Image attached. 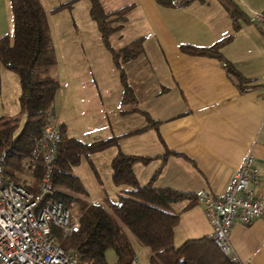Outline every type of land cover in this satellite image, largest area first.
<instances>
[{
    "label": "crops",
    "instance_id": "crops-1",
    "mask_svg": "<svg viewBox=\"0 0 264 264\" xmlns=\"http://www.w3.org/2000/svg\"><path fill=\"white\" fill-rule=\"evenodd\" d=\"M100 1L107 11L133 5L122 28L111 37L118 40L126 32L129 35L122 43L111 45L119 48L141 37L142 50L124 64L136 97L130 107L131 118H119L122 117L119 98L117 105L108 103L116 110L113 128L104 127L103 118L99 123L91 119L95 115H91L92 109L98 106V110H106L107 106L100 97L93 96L102 90L97 88L94 78L85 75L91 67L89 62L75 67L82 68V72L80 77L71 76L67 80L74 84L63 89L59 83L56 90L54 100L58 104L51 105L50 111L57 125H65L67 136L78 138L76 134L88 131L93 141L120 136L118 146L101 151L106 187L98 176L97 192L87 197L97 203L115 201L118 194L128 190L127 186L114 185L111 179L109 162L118 149L127 154L153 156L146 164L136 162L132 166L139 184L144 185L161 165L159 155L167 148L176 153L166 157L153 185L192 194L170 203L171 210L179 214L173 245L211 236L204 206L196 200V194L199 191L213 196L221 194L248 153L254 155L261 168L258 194L264 197V27L252 22L253 13L263 8L264 0H231L241 11L236 19L220 0H194L185 7H165L155 0ZM86 7L89 10V5ZM0 15L1 29L8 25L9 0H0ZM229 35L231 38L220 52L245 78L240 86L218 59L180 49L182 44L209 46ZM138 109L146 111L156 124L145 121ZM72 113L76 114L78 125L74 129L69 121ZM93 124L102 127L101 130L96 133ZM228 239L230 257L238 264H264V221L256 219L246 225L235 221ZM133 242L137 251H141L140 244Z\"/></svg>",
    "mask_w": 264,
    "mask_h": 264
},
{
    "label": "trees",
    "instance_id": "trees-1",
    "mask_svg": "<svg viewBox=\"0 0 264 264\" xmlns=\"http://www.w3.org/2000/svg\"><path fill=\"white\" fill-rule=\"evenodd\" d=\"M73 1L61 3L53 10L70 7ZM155 1L165 7H185L194 0ZM220 1L233 19L241 14L231 0ZM88 2L89 16L96 24L101 41L111 53L118 70L123 100L134 104L136 97L127 81L124 64L141 53L142 38L137 37L119 48H114L109 41V37L122 28L133 5L126 4L107 11L100 0ZM9 7L12 34L0 35V67L17 74L19 94L17 112L0 115V155L3 156L5 177L37 194L44 172L39 140L42 128L48 121L45 110L52 105L58 82L43 73L52 63V58L49 54V24L40 0H9ZM230 38L231 35L205 47L182 44L180 49L185 53L218 59L240 86L245 78L220 52L221 46ZM138 111L145 115L150 125L156 124L146 111ZM58 128L61 138L52 163L50 193L46 197L60 201L66 208H73L78 217L79 227L76 232L66 237L59 233L56 235L58 244L64 250L78 254V264H131L136 254L130 235L138 244L149 249V264H238L218 248L212 236L187 239L179 246L173 245V230L179 214L171 210L170 203L191 197L192 194L170 187H155L153 181L166 157L176 152L166 148L159 155L161 165L146 184L140 185L132 166L136 162L146 164L153 156L127 154L118 149L109 162L111 179L114 185L127 186L128 190L118 194L115 201L107 199L103 203L92 202L87 199L78 177L72 174V167L78 163L81 155L88 156L118 146L120 136L85 143L67 137L63 123ZM29 178L32 180L28 181ZM109 249L115 253L112 262L106 259V251Z\"/></svg>",
    "mask_w": 264,
    "mask_h": 264
},
{
    "label": "built area",
    "instance_id": "built-area-1",
    "mask_svg": "<svg viewBox=\"0 0 264 264\" xmlns=\"http://www.w3.org/2000/svg\"><path fill=\"white\" fill-rule=\"evenodd\" d=\"M252 22L264 27V4L253 13ZM45 111L48 121L39 140L44 172L37 194L5 177L0 155V264H78V254L64 250L56 240L57 233L66 237L78 230V217L60 201L46 197L61 136L50 109ZM261 179L260 166L254 155L248 153L221 194H196V200L204 206L214 243L228 257L231 225L235 221L244 225L256 219L264 221V197L258 194ZM131 264H139L136 255Z\"/></svg>",
    "mask_w": 264,
    "mask_h": 264
},
{
    "label": "rangeland",
    "instance_id": "rangeland-1",
    "mask_svg": "<svg viewBox=\"0 0 264 264\" xmlns=\"http://www.w3.org/2000/svg\"><path fill=\"white\" fill-rule=\"evenodd\" d=\"M67 1L70 0H40L47 15L49 24V54L52 58V63L43 70V73L45 75L53 77L55 80H57L58 85L59 83L62 84V88L65 89L64 87L66 85L70 86V83H73L72 81H67L71 78V76H81L82 68L75 67H81V62H89L91 67L88 68V71H86L85 75L94 78L96 81L95 84H97V88H100V90H102L98 91L99 95L96 92L93 94V96H95L96 98L100 97L101 101L107 106L106 110H98V106L97 108L92 109L91 115L94 113L95 115L91 116V119H93L95 123H99L97 121L103 118L102 124L104 125V127L113 128V116L115 115L116 110L113 105H109L108 103L117 105V98H119V102L122 104L120 108L122 117L119 118L122 120L127 117L131 118L129 114L131 113L130 107L133 104L126 103L123 100L122 85L120 83L118 70L113 63L111 53L106 49L101 41L100 32L98 31L96 24L93 20H91L89 16V10L88 7H86V5H89V2H87L88 0H75L71 3L70 7H62L58 10H53V8H55L59 4L65 3ZM0 22L1 24L3 23L1 15ZM1 29L0 33L4 31V33H9L10 35L12 34L11 12L8 19V25L5 26L4 24ZM128 35L129 33L126 32L123 36H121L122 38L118 40L112 39L113 37L110 36V44L117 45L119 43H122V41H125V38ZM93 59L94 61L92 62ZM95 59H97V61H95ZM0 68V115H12L18 110V77L14 71L5 69L3 67ZM2 72L4 73L2 74ZM90 72L92 74H90ZM127 81H129V79H127ZM93 87L96 88L95 86ZM119 89L121 90V93H118ZM78 102L81 108L82 104L80 99L78 100ZM55 104L58 103L57 101L53 100L52 106H54ZM90 104L92 106V101H90ZM111 107L114 109L112 110ZM143 118L145 121H147L145 115H143ZM22 119H24V117ZM69 121L71 124V129L78 127V125L76 124L77 118L75 113L69 115ZM93 125H96L93 126L96 127V133L102 128L98 127L97 124ZM88 133L85 132L82 134H76L78 135V138H76L85 143L92 142L93 140L88 136ZM101 151L91 153L88 156L81 155L78 163L72 167L71 172L78 177L83 186V189L86 192V195H88L89 193L97 192L96 189L98 186V176L100 180H104L102 165L100 162L102 159ZM30 180L32 179L29 178L28 181ZM104 182L105 180L103 181V184L106 187V184ZM68 209L71 213L75 214L73 208L69 207ZM130 238L132 240V244L135 246V243L133 242L135 240L131 235ZM134 246L133 248L136 251L138 263L148 264L149 249L146 246L139 245L141 251L138 250V252L137 247ZM106 259L109 262L114 261L115 253L113 250L109 249L106 251Z\"/></svg>",
    "mask_w": 264,
    "mask_h": 264
}]
</instances>
